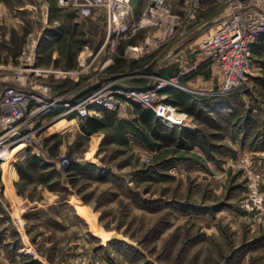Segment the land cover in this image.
Here are the masks:
<instances>
[{"label":"rangeland","instance_id":"374dc122","mask_svg":"<svg viewBox=\"0 0 264 264\" xmlns=\"http://www.w3.org/2000/svg\"><path fill=\"white\" fill-rule=\"evenodd\" d=\"M230 1L199 0L197 9H186L171 0L185 34L150 27L117 44L116 51L136 46L150 70L174 60L168 69L170 75L182 71L175 86L183 90L173 97L186 99L181 107L170 95L169 102L188 115V125H166L141 107L127 118L111 113L71 130L60 122L54 133H48L56 120L50 115L57 110L39 118L34 143H19L12 161L0 164V264H264L262 84L249 78L220 93L218 68L205 54L204 63L170 55L190 37L201 51L199 41ZM131 4L135 13L139 0ZM187 10L197 22L188 24ZM74 19L56 0H0V74L15 75L22 48L34 43V64L52 71L28 81L54 91L89 83L107 56L81 65L77 55L83 44L103 42L106 18ZM201 20L208 22L203 30ZM68 67L73 74L62 83L60 71ZM83 67L88 73L81 77ZM202 72L213 78L210 93L186 85ZM205 94L204 102L217 99V113L211 119L200 109V118H192L184 109L194 111V95Z\"/></svg>","mask_w":264,"mask_h":264},{"label":"built area","instance_id":"2783aa9c","mask_svg":"<svg viewBox=\"0 0 264 264\" xmlns=\"http://www.w3.org/2000/svg\"><path fill=\"white\" fill-rule=\"evenodd\" d=\"M132 0H56L58 7L72 9L76 19L92 16L106 18L105 38L95 56L106 54L107 61L116 53L117 44L134 36L144 28H161L164 34H174L181 28L179 35L186 33V25L178 15L173 14L171 0H139L137 11L132 9ZM186 9H197L199 0H181ZM194 8L192 10H194ZM184 15L187 22L195 20L194 13ZM197 22V20H195ZM194 22V23H195ZM208 22L201 20L199 29ZM264 42V0H253L250 4L241 1H230L222 18L199 41V49L216 64L220 81L217 91L227 93L248 83L253 71L251 45ZM136 48V46H132ZM36 45L22 48L19 55V66L15 75L7 77L0 74V164L12 161L11 152L19 143L30 146L37 139L39 130L37 122L40 117L57 110L54 119L77 113L86 117L90 107L100 106L120 118H127L135 107L151 109L155 116L166 125L182 127L188 125L187 114L179 112L169 102L167 88L176 84L178 75L154 78L144 85L128 86L125 84L101 81L86 93L76 96L70 94L62 98L50 85H36L28 78L43 77L51 72L39 68L35 62ZM173 55V51L170 53ZM56 72V71H55ZM77 73V72H75ZM62 77L73 74L60 71ZM64 96V95H63ZM9 156V158H8ZM66 158L60 159L65 165Z\"/></svg>","mask_w":264,"mask_h":264},{"label":"crops","instance_id":"0c3cea01","mask_svg":"<svg viewBox=\"0 0 264 264\" xmlns=\"http://www.w3.org/2000/svg\"><path fill=\"white\" fill-rule=\"evenodd\" d=\"M73 11H74V16H75L74 21L81 20V19H76V12H75V10H73ZM203 29H205V26L201 27V30H203ZM206 35L207 34H205V36ZM104 38L101 41H103ZM192 38L193 37H190L189 39L183 41L180 46H178L176 49H174L173 55L176 58H179L180 60L188 59L189 57L194 55L195 58L200 63H204V62H202L205 60V56H203L204 53L202 51L195 52L196 48H192V43L194 41L197 42L198 39L197 38L192 39ZM100 45L101 44L97 43L94 47H91L87 43L83 44V46L79 50V54L77 55L78 64L82 65L83 64L82 60L88 59L90 57L92 59L103 57V55L95 56V54L99 48L98 46H100ZM131 47L132 46L130 44H128L122 49H119V50L117 49L116 53L111 57V60L107 61V63L104 66H102L104 61L101 64H99V61H97L96 67L93 69L91 74H89V77L91 76L90 78H92L89 81V83H87L84 86H82L78 89H75V90H73L72 88L68 89L66 87L59 86V89L55 88V93L68 96V95H70L69 91L73 90L74 92L71 94H75L76 96H79V95L86 93L90 89H92L97 83H99L101 81H107V82L110 81L113 83L125 84L128 86H139V85H144L147 82H149L150 80H152L154 78V75L158 76V77H167L172 73V72H169L168 68L170 67V65H172V63H174V60L169 61L167 64L162 65L161 67H159L157 69L155 68V69L150 70L148 67L149 63H144L141 60L142 59L141 57H143L142 56L143 54H136L135 55V54H129L128 53V49ZM198 50H199V48H198ZM251 51H252V60H253V71H252L250 78H252L253 80H256L257 82L262 84V89L264 91V42H257V43L252 44L251 45ZM57 54L58 53L53 54V59H56ZM112 60H115L116 63L113 62ZM137 61H140L141 64L139 66L133 67L132 64L133 63L135 64ZM123 62H124V64H122ZM125 63H129V65L131 63V66H129V65L127 66V64L125 65ZM70 68L71 67H68L67 69H64V70L69 71ZM80 71H81L80 72L81 77H83L84 74L86 75V73H88V70L85 67H83ZM63 78H65V77H63ZM68 80H69V77H66V79H63L60 82L64 83ZM76 80H77V78H75V77L72 78V81H76ZM87 80H89V78ZM212 81H213V78L211 75H208V72H206V73L202 72L201 74H197L192 79L186 81V85H189V83L191 82L195 89L200 88V90L205 91L207 93H210L213 90ZM76 85H79L77 81L75 82V88H76ZM176 87H178V86L174 85V86L168 87L167 92L169 93L170 96H172L171 98H172L173 102L177 106L179 105L181 107V104H183V102H181V99H183V101L185 102L186 98L181 97L179 100L180 102H179L178 99L176 98L177 96H175V98L173 97V95L178 93L177 91L183 90V89L181 90L180 87H178L180 89H178V88L176 89ZM58 90H60V91H58ZM181 93L182 94H179L180 96L181 95H183V96L188 95L185 92H181ZM201 96L202 95H197V97H196L194 95V97H195L194 99H196V100H193V98H192V100L194 101L193 103H194V107H195L194 111H188L187 109H184V111L188 112L189 114H190V112H193L192 118L194 117V114H195L196 118H200L199 113H200V109H201V110L207 112L209 115V118L212 119L214 116L211 117V115L213 113H217V99L215 98L209 102H204L207 100V96H206V94L203 95L202 97ZM208 99H210V98H208ZM225 103H227V106H226V107H228L227 109L229 111H232L230 108V107H232L231 106L232 103H230V101H228V98L225 99ZM147 110H149V109H147ZM149 111H151L154 114V112L152 110H149ZM56 113H57V111L53 112L50 115V117H51L50 119H54ZM111 113H113V112L106 110L100 106H92V107H90L89 114L86 117L79 116L77 113H71L66 117L56 119L54 121V124L51 127H49L50 129H49L48 133H51V132L54 133V131H56L58 126H60V124H58L60 122H61V124H63V123L65 124L64 125L65 129L71 130L74 127L75 128L76 127L81 128L82 125L86 126L87 124H93V122L98 121L105 116L107 117ZM104 114H106V115H104ZM260 114L264 116V111L261 110ZM154 116H155V114H154ZM230 141L233 142L232 137H230Z\"/></svg>","mask_w":264,"mask_h":264},{"label":"bare ground","instance_id":"6f19581e","mask_svg":"<svg viewBox=\"0 0 264 264\" xmlns=\"http://www.w3.org/2000/svg\"><path fill=\"white\" fill-rule=\"evenodd\" d=\"M209 30H210V29H209ZM206 36H207V35H206ZM135 51H136V48H132V47H131V48L128 49V53H129V54H135ZM8 158H9V156H8ZM7 161H8V160H7Z\"/></svg>","mask_w":264,"mask_h":264},{"label":"trees","instance_id":"16d2710c","mask_svg":"<svg viewBox=\"0 0 264 264\" xmlns=\"http://www.w3.org/2000/svg\"><path fill=\"white\" fill-rule=\"evenodd\" d=\"M69 49H70L69 52H71V55H70V56H72V55H73L72 46H70ZM147 109H148V108H143V109H141V110L144 111V110H147ZM149 110H151V109H149ZM149 110H147V111H149Z\"/></svg>","mask_w":264,"mask_h":264}]
</instances>
